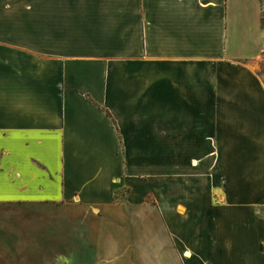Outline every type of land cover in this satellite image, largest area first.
<instances>
[{
  "label": "crops",
  "instance_id": "1",
  "mask_svg": "<svg viewBox=\"0 0 264 264\" xmlns=\"http://www.w3.org/2000/svg\"><path fill=\"white\" fill-rule=\"evenodd\" d=\"M263 2L0 0V264H264Z\"/></svg>",
  "mask_w": 264,
  "mask_h": 264
},
{
  "label": "rangeland",
  "instance_id": "2",
  "mask_svg": "<svg viewBox=\"0 0 264 264\" xmlns=\"http://www.w3.org/2000/svg\"><path fill=\"white\" fill-rule=\"evenodd\" d=\"M262 13L264 16V2ZM57 228L58 229L54 228V230H50V234L46 233L48 235L47 237H53V240H47L46 244H48V246L46 245L43 249L39 248V250L36 247L31 249L33 252H48V256H50V253L54 254L52 263L46 262L41 264H84L82 262H78L81 254V239L79 237L81 235L78 231L79 225H77V222H75V227L71 225L69 228L65 227V229L62 227L60 229L59 227ZM4 234L5 233L0 232V258H3L5 256L4 254L7 256V252L4 253L5 248L2 246V241L6 238ZM49 246L51 248H49ZM88 264H91V262Z\"/></svg>",
  "mask_w": 264,
  "mask_h": 264
},
{
  "label": "trees",
  "instance_id": "3",
  "mask_svg": "<svg viewBox=\"0 0 264 264\" xmlns=\"http://www.w3.org/2000/svg\"><path fill=\"white\" fill-rule=\"evenodd\" d=\"M259 23H260V26L262 28H264V16H263V13L260 16ZM105 115L107 116V114H105Z\"/></svg>",
  "mask_w": 264,
  "mask_h": 264
}]
</instances>
